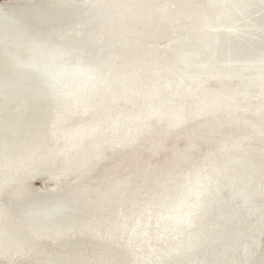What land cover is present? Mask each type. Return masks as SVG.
<instances>
[{
    "label": "water",
    "instance_id": "95a60500",
    "mask_svg": "<svg viewBox=\"0 0 264 264\" xmlns=\"http://www.w3.org/2000/svg\"><path fill=\"white\" fill-rule=\"evenodd\" d=\"M179 264H264V57Z\"/></svg>",
    "mask_w": 264,
    "mask_h": 264
}]
</instances>
